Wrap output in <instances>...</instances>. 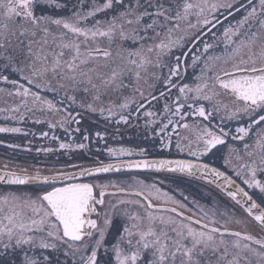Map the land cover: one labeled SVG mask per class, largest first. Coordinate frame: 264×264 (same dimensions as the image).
<instances>
[{
    "label": "snow or ice",
    "instance_id": "obj_1",
    "mask_svg": "<svg viewBox=\"0 0 264 264\" xmlns=\"http://www.w3.org/2000/svg\"><path fill=\"white\" fill-rule=\"evenodd\" d=\"M0 105L5 120L32 114L80 134L37 154L89 152L85 114L121 133L140 127L136 113L145 139L167 149L175 137L193 158L149 160L147 148L121 146L106 147L113 162L71 171L5 163L0 185L15 189L0 192V264H264V0H0ZM222 150L225 170L202 160ZM141 169L205 180L234 207L194 210L131 174ZM115 173L124 178L106 175Z\"/></svg>",
    "mask_w": 264,
    "mask_h": 264
},
{
    "label": "flooded vegetation",
    "instance_id": "obj_2",
    "mask_svg": "<svg viewBox=\"0 0 264 264\" xmlns=\"http://www.w3.org/2000/svg\"><path fill=\"white\" fill-rule=\"evenodd\" d=\"M242 2L246 3V0H242ZM243 14V9H241L240 13H235L234 17H229V20L232 23H235V20L238 19ZM101 16L103 14H100ZM228 21H225L224 24L227 25ZM219 34L222 31V27L218 26L217 29L213 30ZM223 45H219V49H222ZM190 63V61H189ZM198 69L196 72L198 74ZM167 70L165 69V74ZM193 70L191 68L188 69V81L192 82L191 75ZM157 87H161V85H157ZM46 95L47 98L53 100H59L62 97L56 96L54 93H42ZM112 102L119 103L120 98L117 96H113ZM105 103L107 104L108 101L106 100ZM155 104V102H153ZM163 104L161 100L160 105H156L159 108ZM4 105H0L3 107ZM67 107V104L64 105ZM36 116H41L40 113H36ZM136 113H133L132 116V124L135 125L139 123L140 127H127V126H119L121 127V133H116V128L118 127L116 124L112 122L105 123L102 118L98 115L92 114H85L84 120L82 121L81 127L82 129H87L90 133L91 139L90 141H85L89 145V152H85L79 149L73 150L71 152L59 150L54 153L45 154L40 152L37 154L38 148H47L53 147L58 149L59 143L66 142V143H77L80 142L81 137L80 134H75L74 137L68 136L66 133L63 132L62 129L57 128L55 130L49 129L46 123L36 124L33 122L34 118L32 114H28V116L23 121L19 120H5L3 118V114H0V127H19L22 129L21 133H0V167H3L5 163L9 164L10 168L17 169V168H29L30 171L38 168L41 170L42 173L48 174L50 171H54L55 169H64L71 171L70 167L65 168L66 165L71 164H78V165H85V166H96L99 161H103L105 163L113 162L110 157H108L106 153V147H131L137 148L144 147L147 148V159L149 160H159V159H169V160H179V159H193L187 155V152H178L175 148V137H173V146L167 149H162L160 146V138H152L149 137L145 139L143 136V127H144V117L141 116L140 119L136 120ZM41 118H43L41 116ZM190 122V121H189ZM213 123H219V117H217ZM227 121L225 124L227 125ZM235 123V122H233ZM76 127V125H73ZM101 131L106 132V143L101 141L99 143L96 142L95 132ZM42 132H48L49 136L44 138L41 136ZM24 133H27L25 135ZM55 135L59 139L53 140L51 137ZM9 145H19V148H10ZM31 148L32 151L28 152L25 149ZM100 151H97V149ZM226 150H222L221 152H216L215 155H209L207 157H203L202 160L204 162L209 163L213 167H217L221 170H225L224 168V155H226ZM141 157H132V159H140ZM123 159H128L127 157ZM137 176V178L144 179L147 183H156L158 187L162 189V191L168 192L170 195L174 196L176 199L181 200L185 204H187L190 208L194 209V205L192 204L193 201H197L194 198H190L189 200H184L183 197L186 196L185 192L182 188H179L175 185L173 189H169L170 179L172 178L173 181H180L179 178L181 176L177 175H170V174H163V173H146V174H138L133 173ZM130 175V174H129ZM112 179L124 178L122 174L119 175H111L109 176ZM185 178V177H184ZM191 180V179H190ZM184 181V180H183ZM239 182V181H238ZM182 183V182H181ZM172 185V184H171ZM9 189L8 187H1L0 192L7 191V190H14ZM21 190L27 191H34L32 187H21ZM212 191L211 189H209ZM183 194V195H181ZM222 198V196H220ZM224 202L229 204V201H225V197L222 198ZM198 202V201H197ZM200 203V202H199ZM232 205V204H231ZM195 210V209H194ZM118 227V222H117ZM116 234L115 228L112 231V236ZM109 237V239L112 238Z\"/></svg>",
    "mask_w": 264,
    "mask_h": 264
},
{
    "label": "trees",
    "instance_id": "obj_3",
    "mask_svg": "<svg viewBox=\"0 0 264 264\" xmlns=\"http://www.w3.org/2000/svg\"><path fill=\"white\" fill-rule=\"evenodd\" d=\"M179 180L180 181H175V185L184 190L185 195L188 197V199L197 198L196 200L198 202H202L205 206L209 207L213 206L214 200H216V202L223 201L222 198H224V196L221 193L202 182L190 180L184 177L179 178ZM209 189H211L212 191H210ZM220 196H222V198ZM220 206H222V204ZM232 206L234 207V205Z\"/></svg>",
    "mask_w": 264,
    "mask_h": 264
},
{
    "label": "water",
    "instance_id": "obj_4",
    "mask_svg": "<svg viewBox=\"0 0 264 264\" xmlns=\"http://www.w3.org/2000/svg\"><path fill=\"white\" fill-rule=\"evenodd\" d=\"M132 173H163V174H170V175H177V176H181L179 174H173V173H166V172H156L154 170H133ZM131 173V174H132ZM120 173H115V174H106L107 176H111V175H119ZM182 177H185V176H182ZM186 178H189V179H193V180H196V181H199V182H202V183H205L213 188H215L216 190H218L219 192H221L215 185H210L208 184L205 180H199V179H196V178H191V177H186ZM2 187H8V186H3V185H0ZM15 187V186H13ZM23 187V186H21ZM222 193V192H221ZM223 194V193H222Z\"/></svg>",
    "mask_w": 264,
    "mask_h": 264
},
{
    "label": "rangeland",
    "instance_id": "obj_5",
    "mask_svg": "<svg viewBox=\"0 0 264 264\" xmlns=\"http://www.w3.org/2000/svg\"><path fill=\"white\" fill-rule=\"evenodd\" d=\"M0 168H2V167H0ZM170 181V183H169V189H173V190H176V189H174L173 188V186H174V183H175V181H173L172 179H170L169 180ZM172 184V185H171ZM176 184V183H175ZM177 191V190H176ZM189 200V199H188ZM218 200V199H217ZM215 202H216V200H214ZM225 201H227L226 199H225ZM228 202V201H227ZM218 204H222V206L224 207L225 205H228L229 207H233L232 205H231V203H229V204H227L226 202H224V200L223 201H219V202H217ZM199 204H201V205H204L202 202H200ZM219 205V206H220ZM205 206V205H204ZM222 206H220L221 208H223ZM205 207H207V208H211V207H209V206H205Z\"/></svg>",
    "mask_w": 264,
    "mask_h": 264
}]
</instances>
